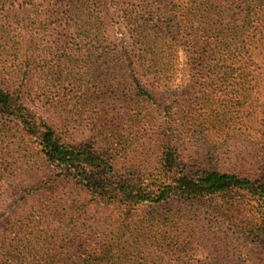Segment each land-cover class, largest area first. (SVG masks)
Here are the masks:
<instances>
[{
    "label": "trees",
    "instance_id": "1",
    "mask_svg": "<svg viewBox=\"0 0 264 264\" xmlns=\"http://www.w3.org/2000/svg\"><path fill=\"white\" fill-rule=\"evenodd\" d=\"M178 48L196 93L214 77L225 88L264 84V0H0V264H222L217 246L230 242L215 228L227 212L264 255L263 168L196 167L170 140L154 163L126 169L103 113L100 135L75 140L63 132L69 99L31 79L74 83L83 65L90 92L70 91L85 109L128 84L146 101L168 90ZM206 204L209 229L194 222ZM200 243L215 255L200 258Z\"/></svg>",
    "mask_w": 264,
    "mask_h": 264
},
{
    "label": "rangeland",
    "instance_id": "2",
    "mask_svg": "<svg viewBox=\"0 0 264 264\" xmlns=\"http://www.w3.org/2000/svg\"><path fill=\"white\" fill-rule=\"evenodd\" d=\"M112 30L116 37L121 36L122 26L114 24ZM257 62H260V57ZM168 63L172 76L168 90H164L163 94H153L152 99L141 101L135 96L133 84L118 89L115 85L112 89L117 90L106 93L113 99L91 111L85 109L88 105L78 102L76 95L70 91L90 92L88 81H93L92 72L83 65L74 70L72 76L77 78L74 83L57 80V74L53 83L45 81V85L42 74L32 75L31 79L39 93L49 95L51 89L52 98L69 99V113L65 120L68 124L64 125L63 132L75 140L100 135V128H96L99 122L95 117L103 113L109 123L106 135L121 164L129 162L128 165H134L132 161L137 160L154 163L163 145L172 140L185 159L196 167L206 164L221 169L246 170L250 175L260 174L261 169L264 170V84L252 88L243 81L238 87L225 88L214 77L213 80L218 82L208 87L206 92L196 93L191 85L185 53L178 48L177 55L168 57ZM247 78L253 79L251 75ZM79 106H83V110ZM113 112L117 113V117ZM139 112L146 113V121L149 122L142 124ZM259 160L262 162L257 163ZM123 167L127 169L124 164ZM52 183L49 181L47 184ZM49 200V197L38 198V203ZM205 206L195 215L194 222L209 229L214 226L215 218L207 209L208 205ZM226 215L230 220L220 223L222 232L215 228L221 238L225 234L230 242L225 249L222 245L221 248L217 246L216 253H221L223 258L219 259L220 263L264 264V255L256 247L251 249L236 230L235 224L238 225L239 220L235 221L231 212ZM193 248L198 250L200 258L208 252L215 255V248L209 244L200 243ZM201 261L209 262L207 259Z\"/></svg>",
    "mask_w": 264,
    "mask_h": 264
}]
</instances>
